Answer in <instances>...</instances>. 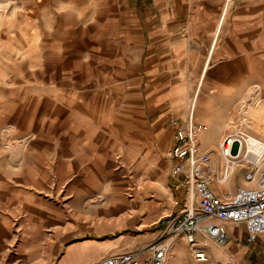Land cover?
<instances>
[{
  "label": "rangeland",
  "instance_id": "1",
  "mask_svg": "<svg viewBox=\"0 0 264 264\" xmlns=\"http://www.w3.org/2000/svg\"><path fill=\"white\" fill-rule=\"evenodd\" d=\"M141 6L128 0H0V264H90L98 251L83 246L87 238L98 244L118 238L117 249L99 260L126 245L146 253L165 233L162 220L177 183L166 155L175 129L155 121L152 105L174 84L149 76L158 14L148 3ZM255 98L251 112L264 120V100L253 104ZM244 125L234 131L246 137ZM202 151L214 184L224 165ZM263 158L244 159L236 180ZM153 178L165 180L167 194L154 195ZM99 193L104 202L89 210ZM138 195L142 213L132 203ZM130 210L138 213L126 214ZM181 235L167 264L242 259L226 244L203 239L207 260L196 261ZM214 248L228 257L217 260Z\"/></svg>",
  "mask_w": 264,
  "mask_h": 264
},
{
  "label": "crops",
  "instance_id": "2",
  "mask_svg": "<svg viewBox=\"0 0 264 264\" xmlns=\"http://www.w3.org/2000/svg\"><path fill=\"white\" fill-rule=\"evenodd\" d=\"M128 1L142 6L148 3L158 14L149 46L151 55L148 60L152 63L147 67L150 77L160 79V84H174V87L171 93H160L152 105V111L158 112L157 123L167 122L168 130H176L178 127L186 128L192 121L196 125L205 124L207 130L213 132L237 106L241 90L246 86L259 85L261 90L256 98L264 100V0ZM256 98L253 104L258 102ZM251 109L249 107V113L260 120V114L251 112ZM172 120L173 124L178 121L175 128L170 124ZM247 126L245 124L244 129L251 131ZM153 129L158 130L159 127L153 125ZM260 130L264 133V125ZM199 135H196V141L200 148L209 149V144H202ZM169 162L172 169L179 160ZM235 171L230 182L233 191L237 186L247 184L240 177L236 180ZM171 176L177 181L171 185L169 199V213H174L188 204L191 191L183 175L171 172ZM162 180L163 184L160 183ZM142 182L139 180L138 183L143 188L146 185ZM149 184L154 188L156 197L168 193L163 178H153ZM212 186L219 194H228L216 184ZM132 203L134 207L133 199ZM144 221L142 218V226ZM230 225L235 231L228 229ZM223 226L228 234L225 244L231 247L232 253L242 255L238 264H264V235L248 242L242 223L225 222ZM92 239L98 252L90 264L97 261L104 251L117 249L118 238L108 239L105 243L101 241L100 244ZM180 239L181 233L174 234L170 247ZM120 251H130L129 246L120 247ZM226 257L228 254L223 253L221 260Z\"/></svg>",
  "mask_w": 264,
  "mask_h": 264
},
{
  "label": "built area",
  "instance_id": "3",
  "mask_svg": "<svg viewBox=\"0 0 264 264\" xmlns=\"http://www.w3.org/2000/svg\"><path fill=\"white\" fill-rule=\"evenodd\" d=\"M199 125L189 121L186 128L178 127L167 150L170 161L179 160L172 167L173 175H183L190 187V200L179 211L169 213L162 220L165 233L153 242L146 253L123 251L107 255L93 264H167L171 237L176 233L184 235L196 261L207 258L203 239L216 245H224L228 234L223 223H242L248 242L256 241L264 235V158L261 162L243 172L247 184L239 185L231 194H219L213 188L206 173L209 155L202 151L196 135ZM244 136L236 133L222 144L221 154L230 160V152L237 144V154L242 147ZM228 165V163H227ZM221 179L228 177L223 168ZM161 219V218H160ZM223 264H238L227 259Z\"/></svg>",
  "mask_w": 264,
  "mask_h": 264
},
{
  "label": "bare ground",
  "instance_id": "4",
  "mask_svg": "<svg viewBox=\"0 0 264 264\" xmlns=\"http://www.w3.org/2000/svg\"><path fill=\"white\" fill-rule=\"evenodd\" d=\"M260 90H261V87L259 85H249V86H246L243 90H241V93H240L241 98L239 99L237 106L226 117L223 123L220 124V126L218 125V128H216L213 132H209L205 124L199 125L197 134H200L199 136L201 138L202 144L204 145L209 144L210 148L208 149V151H211L213 158H217L219 163L222 162L221 165H224V167L227 170L228 177H226V179H221L223 172H222V169L220 171V168L217 171V174L213 175L214 184H216L218 188H221L224 193H228V194L232 193V189L230 185V182H232L231 175L234 173V170L236 169V167L239 164H243L244 166H246L245 162H243L244 159H247V160L250 159L254 163H258L260 157L264 153V133H262L260 130V127L264 125L263 124L264 120H262L261 118L259 120V118L249 113V107L251 106L250 100L254 98L255 96H258L257 94ZM256 106L260 107L261 105L258 104ZM239 123H244L248 125L247 127L251 128L250 132L253 131V133L247 134L248 130L247 129L243 130V132L246 133L245 134L246 137L242 139V147L237 154L230 152V156L232 158L228 160L227 157H224L221 154L222 144L227 139V137H230L228 142L225 143L226 146L229 145V143L231 142L232 136L236 134V131H234V129L235 128L237 129V125H239ZM250 145H254L256 148L253 151H250V148H249ZM205 168H206L207 176L209 178V176H212L210 175V172H209L210 169L209 167H207V165ZM240 178H241V181L242 180L244 181L242 177ZM163 182L164 181L162 180L160 183L163 184ZM103 195H104L103 193H99L98 196L91 198L89 200L91 204H89L87 208L100 206L104 202ZM141 199L144 200V198H142L141 195L140 196L138 195L135 198V205L136 207H138L137 209L138 212H141L143 210L141 206V202H142ZM131 212H136V210H132V211L130 210L127 213H131ZM86 218L87 216L83 217V219H86ZM85 242L86 243L83 244L84 247H87L90 244H94V243H91V239H87ZM223 253L224 251H222L221 249L214 248L212 251V256L214 258H217V260H219L218 258H221Z\"/></svg>",
  "mask_w": 264,
  "mask_h": 264
}]
</instances>
